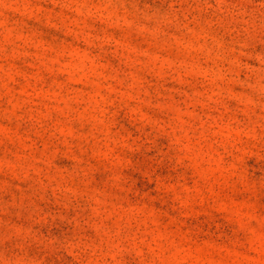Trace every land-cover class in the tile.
Wrapping results in <instances>:
<instances>
[{"label":"rangeland","instance_id":"rangeland-1","mask_svg":"<svg viewBox=\"0 0 264 264\" xmlns=\"http://www.w3.org/2000/svg\"><path fill=\"white\" fill-rule=\"evenodd\" d=\"M0 264H264V0H0Z\"/></svg>","mask_w":264,"mask_h":264}]
</instances>
